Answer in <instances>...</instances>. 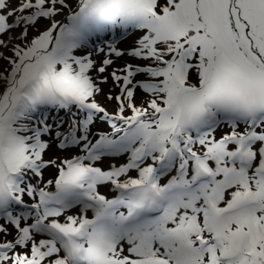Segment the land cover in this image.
I'll use <instances>...</instances> for the list:
<instances>
[{"label":"snow or ice","instance_id":"1","mask_svg":"<svg viewBox=\"0 0 264 264\" xmlns=\"http://www.w3.org/2000/svg\"><path fill=\"white\" fill-rule=\"evenodd\" d=\"M0 264H264V0H0Z\"/></svg>","mask_w":264,"mask_h":264},{"label":"rangeland","instance_id":"2","mask_svg":"<svg viewBox=\"0 0 264 264\" xmlns=\"http://www.w3.org/2000/svg\"><path fill=\"white\" fill-rule=\"evenodd\" d=\"M132 38L133 37L131 35L126 37V38H124V40L121 41L120 46L121 47L127 46L128 44H130L132 42ZM124 59H127V57H125ZM122 62H123V60H117L116 61L117 64H120ZM101 99H103V98L101 97ZM109 107H111V105H109ZM101 127H103V125H101ZM53 153H55L57 155H67V153L58 152V150H56L54 144H53L52 152H50L49 155H52ZM46 175H49V174L46 173ZM49 178H51L50 175H49Z\"/></svg>","mask_w":264,"mask_h":264}]
</instances>
